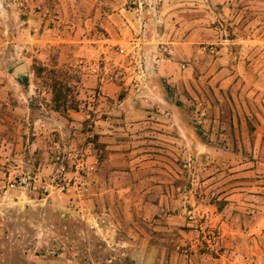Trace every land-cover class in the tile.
<instances>
[{
  "label": "rangeland",
  "instance_id": "obj_1",
  "mask_svg": "<svg viewBox=\"0 0 264 264\" xmlns=\"http://www.w3.org/2000/svg\"><path fill=\"white\" fill-rule=\"evenodd\" d=\"M19 2L0 0L8 102L0 142L9 144L0 182L35 175L45 157L55 169L33 188L0 190V264H133L117 245L123 224L85 217L121 213L123 204L92 199L84 181L87 165L109 180V167L124 173L140 164L168 195L160 207L150 192L151 220L137 222L154 245L152 264H264V89L239 75L227 84V67L255 64L227 57L228 47L237 50L227 21L211 24L216 41L208 35L192 57L173 60L166 41L152 57L141 40L100 42L108 47L99 52L96 42L70 45L66 28L47 21L53 11ZM165 44L170 56L160 52ZM164 62L174 73L159 74ZM139 113L148 123L131 131L126 117Z\"/></svg>",
  "mask_w": 264,
  "mask_h": 264
},
{
  "label": "crops",
  "instance_id": "obj_2",
  "mask_svg": "<svg viewBox=\"0 0 264 264\" xmlns=\"http://www.w3.org/2000/svg\"><path fill=\"white\" fill-rule=\"evenodd\" d=\"M19 4L30 9L41 7L42 10L53 11V18L49 16L47 21H53L66 28L64 36L68 37L70 45L77 41L82 44L81 47H87L86 42H96L93 48L99 52L108 47L100 42L131 44L141 40L144 43V52H148L152 57L156 53L157 43L166 41L172 44L173 60L192 57L198 49V44L206 41L208 35L216 41V30L211 24L219 19L227 21L235 34L230 45L237 46L236 51H233L231 46L227 48V57H238L250 60V64L255 63L247 67H227V84L239 75L242 77L241 81L245 80L247 85L264 89V0H20ZM154 5L155 10L152 8ZM39 21L42 22L41 17L36 20ZM56 35L60 38L59 32ZM173 66L174 62L162 63L159 74L174 73ZM6 91L7 84H3L0 78V130L7 123L6 110L3 117L1 112V108L8 103ZM16 109L18 110L19 106H16ZM147 119L149 117L140 113L126 117V121L133 125L131 131H136L142 123H148ZM114 129L109 132L113 133ZM96 133L102 134L103 128L97 129ZM80 140L81 137L78 141ZM8 145L4 146L3 142L0 144V168L9 156ZM73 146L76 148L74 141L68 149ZM91 154L86 159V165L92 161ZM18 155L20 157L22 154L17 153L15 158ZM42 160L35 174L38 177L55 169L48 157ZM108 169L109 174L111 173L109 180L105 179L101 168L87 165L88 175L84 182L88 183L92 199L104 201L106 198L113 206L123 204V211L118 213L111 209L109 214L94 216L88 213L85 217L105 224H123L120 226L126 238L117 245L125 252V261L131 260L133 264H152L154 245L145 240L147 234L137 222L151 220L152 209L150 205L146 206V196L150 192H154L155 197H158L157 204L160 207L167 203L168 195L162 194L161 190L162 180L147 175L150 170L145 168V164L132 166L124 173L110 167ZM12 171H19V166L13 167ZM90 182H94L92 187ZM4 184L5 182H0V190L4 188ZM156 210L158 211V208L153 212ZM154 222L156 220L152 218V223H142L153 226ZM140 234L144 237L141 242H136L135 239ZM109 261L111 260H107Z\"/></svg>",
  "mask_w": 264,
  "mask_h": 264
},
{
  "label": "built area",
  "instance_id": "obj_3",
  "mask_svg": "<svg viewBox=\"0 0 264 264\" xmlns=\"http://www.w3.org/2000/svg\"><path fill=\"white\" fill-rule=\"evenodd\" d=\"M153 10H155V5L152 6ZM160 52L164 55V56H170L172 54V47L170 44H165V45H161L160 46ZM61 171L64 170V167L60 168ZM36 175L33 176H29V175H19L16 176L15 178H13L12 180L6 182L4 184V186L7 189H29V188H33V184L35 183V179H36ZM57 177H54L53 181H55L56 186L59 187L60 190H64L65 189V183H61V182H57L56 181Z\"/></svg>",
  "mask_w": 264,
  "mask_h": 264
},
{
  "label": "water",
  "instance_id": "obj_4",
  "mask_svg": "<svg viewBox=\"0 0 264 264\" xmlns=\"http://www.w3.org/2000/svg\"><path fill=\"white\" fill-rule=\"evenodd\" d=\"M13 74L18 77V78H22L23 75L25 74V69H24V66L21 64V65H18L14 70H13Z\"/></svg>",
  "mask_w": 264,
  "mask_h": 264
}]
</instances>
